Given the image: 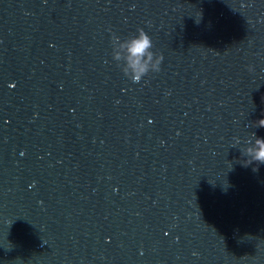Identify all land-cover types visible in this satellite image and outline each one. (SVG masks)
Here are the masks:
<instances>
[{
	"label": "water",
	"instance_id": "95a60500",
	"mask_svg": "<svg viewBox=\"0 0 264 264\" xmlns=\"http://www.w3.org/2000/svg\"><path fill=\"white\" fill-rule=\"evenodd\" d=\"M259 119L264 0H0V264H264Z\"/></svg>",
	"mask_w": 264,
	"mask_h": 264
},
{
	"label": "clouds",
	"instance_id": "9594fccd",
	"mask_svg": "<svg viewBox=\"0 0 264 264\" xmlns=\"http://www.w3.org/2000/svg\"><path fill=\"white\" fill-rule=\"evenodd\" d=\"M137 33L131 39L123 42V46L126 48L127 67L132 70V81L136 83L140 82L142 77L147 75L150 70L158 72L163 60V56L159 55L153 63L155 54L151 50L153 48L151 37L142 28L138 29ZM115 59H120V56L117 55ZM149 65H151V68ZM256 125L257 127H264V119H259ZM241 152L243 156L247 157L245 165L254 162L264 164V138L256 137L254 143L250 141L249 146Z\"/></svg>",
	"mask_w": 264,
	"mask_h": 264
}]
</instances>
